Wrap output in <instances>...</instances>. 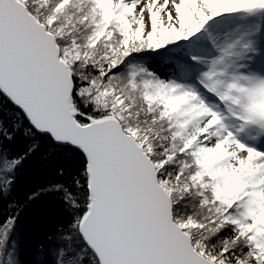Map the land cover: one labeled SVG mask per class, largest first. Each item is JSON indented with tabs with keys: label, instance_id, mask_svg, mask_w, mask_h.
Segmentation results:
<instances>
[{
	"label": "snow or ice",
	"instance_id": "snow-or-ice-1",
	"mask_svg": "<svg viewBox=\"0 0 264 264\" xmlns=\"http://www.w3.org/2000/svg\"><path fill=\"white\" fill-rule=\"evenodd\" d=\"M63 155L45 264H264V0H0V200Z\"/></svg>",
	"mask_w": 264,
	"mask_h": 264
},
{
	"label": "trees",
	"instance_id": "trees-1",
	"mask_svg": "<svg viewBox=\"0 0 264 264\" xmlns=\"http://www.w3.org/2000/svg\"><path fill=\"white\" fill-rule=\"evenodd\" d=\"M14 150L19 151L20 148L14 146ZM70 163L67 155L55 156L49 164L38 157L26 161L17 174V183L11 196L0 200V221L8 214L9 203H18V208L14 210L19 213L15 237L22 264L50 262V250L55 247L53 239L66 216L56 194L41 192L34 200L28 197L50 184L61 182L62 178L57 176L56 169L69 167Z\"/></svg>",
	"mask_w": 264,
	"mask_h": 264
}]
</instances>
